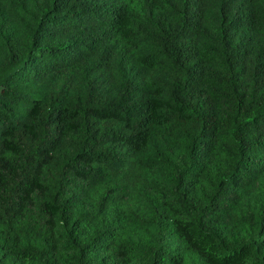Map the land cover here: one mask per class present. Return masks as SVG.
Listing matches in <instances>:
<instances>
[{
  "label": "trees",
  "instance_id": "1",
  "mask_svg": "<svg viewBox=\"0 0 264 264\" xmlns=\"http://www.w3.org/2000/svg\"><path fill=\"white\" fill-rule=\"evenodd\" d=\"M61 222L69 264H264V0H0V264Z\"/></svg>",
  "mask_w": 264,
  "mask_h": 264
},
{
  "label": "rangeland",
  "instance_id": "2",
  "mask_svg": "<svg viewBox=\"0 0 264 264\" xmlns=\"http://www.w3.org/2000/svg\"><path fill=\"white\" fill-rule=\"evenodd\" d=\"M8 75V74H7ZM155 184L159 187L158 196L162 202H164L168 207L174 205L172 197L168 195L169 190V181L168 177L165 176L161 171L158 170V167H155L151 173ZM160 189H163V192H160ZM154 190V189H153ZM171 207V206H170ZM68 231L64 228L63 223H60L58 229V235L60 238L59 253H58V262L59 264H69V255L71 254L70 249L67 247L68 242ZM132 264H138L137 261L132 262ZM243 264H251V261L244 262Z\"/></svg>",
  "mask_w": 264,
  "mask_h": 264
}]
</instances>
